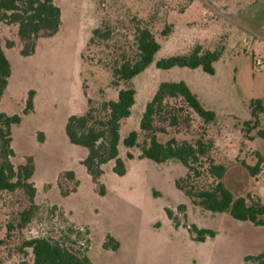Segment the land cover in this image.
<instances>
[{"label":"rangeland","instance_id":"rangeland-1","mask_svg":"<svg viewBox=\"0 0 264 264\" xmlns=\"http://www.w3.org/2000/svg\"><path fill=\"white\" fill-rule=\"evenodd\" d=\"M55 2L61 10L59 30L41 38L30 56L20 54L17 27L0 23V42L11 67L0 113L21 118L12 127L11 159L14 164L31 160L37 207L32 220L16 228V215L28 198L22 191L0 192V264L30 263L31 251L22 244L35 237L75 242L71 245L85 248L91 264H260L246 256L264 252V227L194 205L175 186L185 174L181 163L138 159L139 151L126 149L122 141L139 130L145 104L160 84L183 80L216 112V120L204 125L194 116L159 134L161 139L203 134L212 144L211 155L228 165L227 187L237 196L250 193L264 202V163L256 177L243 164L255 165L258 153L264 157L258 129L247 133L244 127L251 118V101H264V0ZM138 25L147 26L162 47L132 80L135 104L120 125L118 144L126 172L117 175L109 161L93 179L81 163L87 150L69 142L65 125L69 116L86 111L88 100L99 106L116 98L110 67L114 59L135 53ZM95 28L109 35L89 42ZM7 43L13 45L8 48ZM198 44L223 51L214 75L201 68H156L155 61L185 54ZM29 91L34 92L33 109L24 114ZM127 152L134 158L127 159ZM182 204L185 210L179 209ZM10 224L14 227L9 231ZM192 225L213 229L216 236L198 242Z\"/></svg>","mask_w":264,"mask_h":264},{"label":"trees","instance_id":"trees-1","mask_svg":"<svg viewBox=\"0 0 264 264\" xmlns=\"http://www.w3.org/2000/svg\"><path fill=\"white\" fill-rule=\"evenodd\" d=\"M0 23L15 25L16 36L22 44L20 54L30 56L38 41L43 37H52L61 24V10L55 0H0ZM168 34V29L164 30ZM109 31L101 32L99 28L91 31L89 42L101 37L106 38ZM13 43H7L10 48ZM135 53L123 55L113 60L110 67L112 80L110 87L116 91L114 100H103L94 106L88 100L86 111L80 115L68 117L65 134L73 145L87 150L82 165L94 179L102 174L101 166L109 161L114 162L113 172L124 175L125 163L119 157L118 144L121 123L127 119L135 104L136 90L132 80L143 72L161 49L147 26H136L134 32ZM221 49H205L198 44L185 54L170 56L155 61L156 68L170 70L175 67L191 69L201 68L214 75L215 64L221 59ZM11 75L10 63L0 42V98L4 94ZM34 92H28L24 114L33 109ZM251 118L244 122L247 133L258 129L257 138L264 139V129H260V115L264 113V101H251ZM197 116L204 125L216 120L215 111L208 109L198 95L183 81H164L160 84L151 99L145 104L139 121V130L130 131L123 138L126 149H137L138 159H147L155 163L177 161L186 169L185 174L175 180L178 190L191 202L214 214H228L240 222H250L256 227H264V202L259 197L248 193L235 195L225 183L228 165L218 162L212 155V144L202 135L191 139H180L175 135L161 139L159 134H168L180 124L191 122ZM20 116L0 113V192L14 193L22 191L28 198V205L16 215V228L25 227L36 212L33 203L35 188L32 184L34 167L31 160L24 164H14V151L11 146L12 127L19 124ZM205 128V127H203ZM205 134V133H204ZM251 139H254L251 137ZM255 165L243 163L252 177L258 176L264 163V157L257 154ZM127 159L134 156L127 152ZM68 175L73 176L72 172ZM185 210V205L178 206ZM169 218L173 213L166 209ZM178 225V223H177ZM13 225L8 226L9 231ZM191 231L196 233L195 240L205 242L208 237L214 238L216 231L192 225ZM68 240V239H67ZM65 241L47 237L27 239L22 246L30 249L32 261L27 264H91L86 249L74 247ZM259 261L264 264V252L247 255L246 260Z\"/></svg>","mask_w":264,"mask_h":264},{"label":"crops","instance_id":"crops-1","mask_svg":"<svg viewBox=\"0 0 264 264\" xmlns=\"http://www.w3.org/2000/svg\"><path fill=\"white\" fill-rule=\"evenodd\" d=\"M39 42V41H38Z\"/></svg>","mask_w":264,"mask_h":264}]
</instances>
